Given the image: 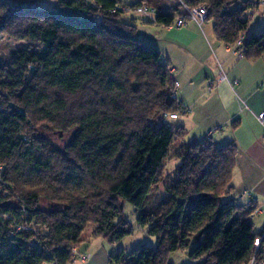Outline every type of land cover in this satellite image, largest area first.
Returning a JSON list of instances; mask_svg holds the SVG:
<instances>
[{"label":"trees","instance_id":"trees-1","mask_svg":"<svg viewBox=\"0 0 264 264\" xmlns=\"http://www.w3.org/2000/svg\"><path fill=\"white\" fill-rule=\"evenodd\" d=\"M263 1L202 0L219 42L245 37L249 61L264 58V28L245 36ZM124 5L135 13L145 4L59 0L43 10L0 0V35L35 47L0 65V264H71L89 238L122 241L133 235L125 203L157 245L111 264H169L179 251L198 264H247L255 253L252 208L220 206L238 146L187 141L172 66L120 19L131 13ZM175 18L160 13L158 22ZM169 159L181 164L158 194Z\"/></svg>","mask_w":264,"mask_h":264},{"label":"crops","instance_id":"crops-1","mask_svg":"<svg viewBox=\"0 0 264 264\" xmlns=\"http://www.w3.org/2000/svg\"><path fill=\"white\" fill-rule=\"evenodd\" d=\"M140 1L165 16L178 13L174 0ZM124 22L129 21L124 19ZM205 24L201 28L192 23L171 32L168 38L172 40L168 43L180 51L176 53V58H166L172 66V76L180 84L177 99L188 110L181 124L192 131L189 143H202L209 137L218 148L231 143L238 146L240 155L232 192L240 197L241 206L247 204V199L241 195L244 192L251 193L260 204L264 199V126L258 116L264 112V58L250 61L237 59L216 38L214 27L206 30ZM263 27L264 24L258 31L252 32L249 29L246 39L260 33ZM220 65L230 82H239L235 89L229 82H219ZM234 122H238L237 128L233 127ZM216 131L219 132L215 134ZM83 245L79 251L90 254L92 258L86 264H109L106 254L105 260H99L86 249L82 250Z\"/></svg>","mask_w":264,"mask_h":264},{"label":"rangeland","instance_id":"rangeland-1","mask_svg":"<svg viewBox=\"0 0 264 264\" xmlns=\"http://www.w3.org/2000/svg\"><path fill=\"white\" fill-rule=\"evenodd\" d=\"M12 3L18 4V5H31L39 9H48V10H55L59 0H8ZM247 1V0H240V2H237V6L242 5L241 2ZM262 5L257 12V14L254 16L252 19V22L250 23V31H258L261 26L264 24V14L262 12ZM264 13V12H263ZM122 21L126 19L130 23H136V27H138V36L139 39L145 41L146 43H150L153 46H155L158 50L163 52V61L166 62L168 59L166 56L171 59L170 57L176 58V53H180V51H177L174 49V46L169 44L168 42L172 40H168L170 38L171 34L168 36L167 32L162 29V27L156 23L151 22L147 18H143L140 16L138 13H127L124 14L120 17ZM193 23V22H192ZM191 23V24H192ZM210 26H213V23L208 21L204 25L205 29H209ZM213 28V27H212ZM264 28V27H263ZM30 46H33L29 41H18L14 38H11L9 35L3 34L0 35V65L6 63L10 57L12 56L13 53L19 51V50H24L25 48H28ZM34 47V46H33ZM35 48V47H34ZM180 121H176L175 123L178 126H183L181 124V120L185 118V116H180ZM187 129V128H186ZM188 130V135H187V141H191V135L192 131L190 132ZM221 131V130H220ZM219 132V131H218ZM217 131L214 132L215 134L218 133ZM53 138H58L55 135H51ZM172 158V157H171ZM179 160H171L169 159L166 162V166L164 167V171L162 173V181L160 182V190L157 191L158 194H164V185L165 183H168L170 181H173L176 178L175 171L176 168L180 165ZM240 197L235 196L233 192L225 197L222 198L220 206L228 204L231 202V200L235 199L236 203L240 204L243 203L240 199ZM261 207H264V199L260 203ZM124 211H125V216L128 222H130L132 226V236L126 237L122 239V241H116V242H109L108 240L104 238L100 239H91L88 242H85L84 245L82 246L83 249L86 251H89L94 257H97L99 260L104 259L106 254L109 257V264H111V259L112 257L118 256L120 253L125 252L126 254L131 253L134 251V249L138 248H144L150 247V248H156V239L152 237L149 234V228H140L138 226L137 221V214L136 210L134 209L133 206H131L129 203H125L124 205ZM253 226L255 228V233H260L263 230L264 226V215L263 216H257V218L253 221ZM92 227H90L85 235H89L91 233ZM41 234L46 233V229H40ZM85 252V251H84ZM82 253V252H81ZM200 262L190 260L189 253L188 251H179L175 253H171L169 256V264H198Z\"/></svg>","mask_w":264,"mask_h":264},{"label":"built area","instance_id":"built-area-1","mask_svg":"<svg viewBox=\"0 0 264 264\" xmlns=\"http://www.w3.org/2000/svg\"><path fill=\"white\" fill-rule=\"evenodd\" d=\"M67 1V0H66ZM133 1V0H132ZM176 5L178 6V13L175 15V20L170 23L169 25H162L158 22V16L160 15V11L158 9L148 7L147 5H141L137 10L136 13H138L143 18L149 19L151 22L159 24L162 29H164L167 33H171L174 31L181 30L183 28L188 27L192 22L198 25L202 28L203 24L207 22L209 18V9L208 5L204 4L202 0H174ZM118 10H122L125 12H131V8L128 6L118 7ZM116 13V11H113ZM245 37L241 36L239 38L238 42L233 46H227V49L230 53H232L237 59H243V45H244ZM220 77L219 82L221 83H228L232 87V89H235L239 82H230L227 74L223 70L222 66L220 65ZM180 88V84L175 82V95L177 94L178 90ZM165 119V122L173 121L178 119L175 115H165L163 117ZM258 120L261 123L262 126H264V112L258 116ZM210 139L209 137L207 140ZM242 198L247 199L248 208H252V212L249 215L251 220H255L257 216H263L264 215V207H261V205L258 203V201L254 200L252 198V194L249 192H244L241 194ZM258 243L255 245L254 248V255L252 258L248 261L247 264H264V230L261 232L260 237L258 238ZM90 254H83L79 251V249L73 250V261L71 264H78L80 262L81 264H86L91 260Z\"/></svg>","mask_w":264,"mask_h":264}]
</instances>
